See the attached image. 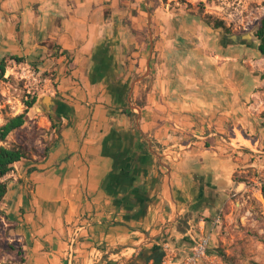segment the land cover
Instances as JSON below:
<instances>
[{
	"label": "crops",
	"instance_id": "crops-1",
	"mask_svg": "<svg viewBox=\"0 0 264 264\" xmlns=\"http://www.w3.org/2000/svg\"><path fill=\"white\" fill-rule=\"evenodd\" d=\"M151 5L0 0V59L24 57L55 74L54 138L43 155L15 163L0 202L30 264H67L78 227L76 264L132 246L140 261L153 263L148 256L163 251L158 241L171 237L179 220L222 210V191L231 185L227 162L203 139H226L199 135L200 116L229 115L235 93L230 81L229 90L216 86L223 109L213 97L220 79L211 75L200 86L187 73L168 28L155 26ZM150 28L152 39L161 35L151 55L144 40Z\"/></svg>",
	"mask_w": 264,
	"mask_h": 264
},
{
	"label": "rangeland",
	"instance_id": "rangeland-1",
	"mask_svg": "<svg viewBox=\"0 0 264 264\" xmlns=\"http://www.w3.org/2000/svg\"><path fill=\"white\" fill-rule=\"evenodd\" d=\"M151 4L148 9L157 12L155 26L168 28L163 32L178 48L187 73L196 74L200 86L211 75L220 79L219 85L214 84L213 97L221 108L228 104L223 99L220 102L218 93L223 91L216 88L229 90L230 81L231 92L235 93L228 100L233 107L229 115H220L221 110L215 115L200 116L204 124L199 135L220 132L226 139H203L206 147L212 145L213 156L221 158V163L227 162L224 166H228L231 179V185L222 191L220 222L213 226L214 216H203V212L197 217L189 213L190 223L179 220L173 235L164 234L165 239L158 241L157 246L164 252L161 264H178L191 252L199 236L211 232L203 264H264V197L260 189L264 184V55L257 51L258 39L254 36L264 16V0H151ZM216 19L223 21L224 28L214 27ZM160 38L158 32L154 39ZM144 40L148 46L147 34ZM24 63L35 71L33 76L24 71ZM39 65L38 61L9 59L6 67L13 70L6 86L0 82V125L24 112V101L36 97L27 110L26 122L0 142L23 145L27 157L43 155L55 134L42 101L51 94L55 74ZM0 219V264H30L5 214ZM182 238L187 246H183ZM138 250L132 246L123 253L113 249L94 252L92 259L83 264H96L100 259L101 264H153L140 261ZM66 262L76 264L74 256Z\"/></svg>",
	"mask_w": 264,
	"mask_h": 264
},
{
	"label": "trees",
	"instance_id": "trees-1",
	"mask_svg": "<svg viewBox=\"0 0 264 264\" xmlns=\"http://www.w3.org/2000/svg\"><path fill=\"white\" fill-rule=\"evenodd\" d=\"M214 27L215 28H224V23L222 20L216 19L214 21ZM254 36L258 39V43L256 45L257 51L264 55V16L260 19L259 24L254 32ZM9 59H14L16 61H23L26 60L24 57L20 56H4L0 59V80L4 77V72L6 68V64ZM36 102V97H32L29 100L24 101L25 110L22 113L16 114L14 116H11L6 119V121L0 125V142H4L6 140L7 135L12 132L13 130H16L20 128L27 120V110L31 108L34 103ZM51 120V125L53 126L55 124V121L51 119V116L49 115ZM47 147L45 148V150ZM26 149L23 145H11L7 146L4 144H0V202L5 197L8 188H7V178L6 176L10 174L14 170V165L18 161L22 160L23 158H26L27 156ZM261 193L264 197V184L261 185ZM4 213L0 207V218L3 216ZM0 225H1V219H0ZM153 256H148L147 260L152 259L154 264H161L162 258L164 256V252H156Z\"/></svg>",
	"mask_w": 264,
	"mask_h": 264
},
{
	"label": "built area",
	"instance_id": "built-area-1",
	"mask_svg": "<svg viewBox=\"0 0 264 264\" xmlns=\"http://www.w3.org/2000/svg\"><path fill=\"white\" fill-rule=\"evenodd\" d=\"M13 65H15V63ZM12 70H13L12 67L7 66L5 68L4 77L0 81L1 84H3L4 86H6V79L8 78L9 73H11ZM24 71L29 73V75L31 76L35 74V71L31 69L30 66L26 63H24ZM248 213L249 211L246 212V215ZM220 219H221V210L215 214L212 220V225L213 226L217 225L220 222ZM203 221L204 220L201 219V223ZM202 227L203 226L201 225V228ZM81 228L82 227H78L69 236L67 250H66V257L68 261H70L75 254L76 244H77L78 235H79L78 233L81 230ZM209 241H210L209 233L199 236L198 239L195 241V244L192 247L191 252L187 256H185L178 264H203L207 259V248H208Z\"/></svg>",
	"mask_w": 264,
	"mask_h": 264
},
{
	"label": "water",
	"instance_id": "water-1",
	"mask_svg": "<svg viewBox=\"0 0 264 264\" xmlns=\"http://www.w3.org/2000/svg\"><path fill=\"white\" fill-rule=\"evenodd\" d=\"M149 14V13H148ZM149 22H150V20H149ZM149 37H150V39H149V42H150V44H149V46H150V51H149V55H151V52H152V47H153V42H152V34H151V31H150V35H149ZM146 74H147V72H148V69H149V63L147 62V67H146ZM42 101L44 102V106L47 108V110L49 111V112H53V109H52V105H53V101L51 100V97L50 96H44L43 98H42ZM102 259H100V260H98L97 262H96V264H101L102 263Z\"/></svg>",
	"mask_w": 264,
	"mask_h": 264
}]
</instances>
